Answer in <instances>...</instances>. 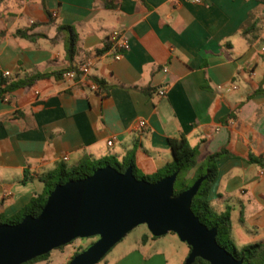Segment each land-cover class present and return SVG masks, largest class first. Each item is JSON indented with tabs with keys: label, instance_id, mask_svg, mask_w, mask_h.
<instances>
[{
	"label": "crops",
	"instance_id": "1",
	"mask_svg": "<svg viewBox=\"0 0 264 264\" xmlns=\"http://www.w3.org/2000/svg\"><path fill=\"white\" fill-rule=\"evenodd\" d=\"M253 21L258 37L249 42L241 28ZM61 25L76 32L72 61ZM18 28L38 36L16 37ZM115 30L129 41L120 59ZM263 48L264 0H0V73L26 79L90 66L87 81L43 77L0 98V215L19 213L48 173L86 157L122 161L135 148L139 172L152 175L172 160L168 139L185 136L199 149L188 178L228 149L209 199L216 212L230 211L238 247L263 240ZM96 80L108 91L92 90ZM148 232L115 264L187 258L175 233L141 243Z\"/></svg>",
	"mask_w": 264,
	"mask_h": 264
},
{
	"label": "water",
	"instance_id": "2",
	"mask_svg": "<svg viewBox=\"0 0 264 264\" xmlns=\"http://www.w3.org/2000/svg\"><path fill=\"white\" fill-rule=\"evenodd\" d=\"M179 170L157 181L138 178L133 167L111 164L77 180L57 184L37 216L0 223V264H23L76 238L97 237L68 264H96L135 227L144 224L156 237L175 233L190 246L185 264L200 257L210 264H243L217 241L192 210L208 172L174 195Z\"/></svg>",
	"mask_w": 264,
	"mask_h": 264
},
{
	"label": "trees",
	"instance_id": "3",
	"mask_svg": "<svg viewBox=\"0 0 264 264\" xmlns=\"http://www.w3.org/2000/svg\"><path fill=\"white\" fill-rule=\"evenodd\" d=\"M258 22H251L250 24L243 26L241 28V33L246 37L249 42H253L258 35L255 33L257 30ZM28 28H18L13 34L16 37L35 39L38 35L29 34ZM59 34L61 32H66V50L67 56L70 61L73 60L76 45H77V36L73 27L70 25H61L59 26ZM78 70V67L70 66L66 70L56 71L52 73H40L31 78L26 79H13L8 76H5L4 73H0V98H4L6 94L13 92L15 89L19 87H24L33 83L35 79L43 78V77H60L66 71L69 70ZM99 89L105 92L108 91V87L105 86L104 82L101 80L95 81ZM256 92L264 93V77L261 80L258 89ZM234 114H230L229 116H233ZM168 144L172 152V160L165 164L163 168L158 170L156 173L152 175L141 174L137 168L135 161V148L131 149L127 156L122 160L118 161L115 158H105L100 160H93L89 157H86L79 161L78 163L65 166L61 165L55 171L48 173L46 177L42 180L45 183L44 191L41 194L36 195L30 201V203L25 206L19 213L10 217L3 218L0 215V223H11L15 224L20 222L26 215L31 214L33 216H37L45 205L48 195L54 189V187L59 183H65L69 180H77L84 178L90 174H92L97 168L103 167L107 164H111L116 167L119 171H125L127 167L132 166L135 175L138 178H144L149 181H157L160 178L170 175L173 172L179 170L175 185H174V195L179 194L184 191L188 187H190L194 181L200 176L205 175L208 172L207 178L202 182L197 194L194 196L192 201V210L193 212L200 218V220L205 223L208 227H217V241L220 245L224 246L228 251H230L236 258L243 259V264H264V239L243 245L238 247L235 241L232 238L231 231V216L230 211L226 210L224 212H216L211 204L209 199V193L212 184L216 180L217 177V161L229 154L227 148L223 147L219 151L210 154L207 156L205 161L197 167L193 182L191 184H187V180L189 179L185 176L181 181L178 182L180 175L183 172H189L192 168L196 167L198 164L199 157V149L197 147L191 146L185 136H181L180 138H169ZM251 161H260L259 158L251 155ZM188 174V173H187ZM150 238H157L153 236L150 232L142 235L141 243L147 242ZM88 247V246H87ZM85 247V248H87ZM84 248V249H85ZM190 248V246H189ZM77 251L74 255L78 254L82 250ZM50 252L41 256H38L26 263L23 264H31L33 262L46 259L49 256ZM185 264V263H184ZM192 264H210L208 261L197 257Z\"/></svg>",
	"mask_w": 264,
	"mask_h": 264
},
{
	"label": "rangeland",
	"instance_id": "4",
	"mask_svg": "<svg viewBox=\"0 0 264 264\" xmlns=\"http://www.w3.org/2000/svg\"><path fill=\"white\" fill-rule=\"evenodd\" d=\"M187 173L188 172H183L180 175L178 182L181 181L185 176H187ZM194 176L195 174H193L186 181L187 184H191L193 182ZM147 231H148V228L144 224H141L135 227L133 230L127 233L118 243H116L106 253V255L96 264H115L116 260L119 259L122 254H124L126 251H128L130 248L134 247L137 244V241L140 238L141 234ZM169 235L170 234L164 235V237L165 236L167 237V238H164L166 239V241L167 239H169L168 237H171ZM96 239H97L96 237L76 238L64 246L53 249L46 259H42V260L33 262L31 264H68L77 251L84 249ZM175 241L181 253L188 252L190 248L185 242H182L181 240H179L178 237L176 238ZM167 249L169 253H172V251L175 249V244L173 242L168 241ZM185 260L186 258L182 259L181 264H183Z\"/></svg>",
	"mask_w": 264,
	"mask_h": 264
},
{
	"label": "built area",
	"instance_id": "5",
	"mask_svg": "<svg viewBox=\"0 0 264 264\" xmlns=\"http://www.w3.org/2000/svg\"><path fill=\"white\" fill-rule=\"evenodd\" d=\"M110 40L115 43V45L118 49V53L116 54L115 58L120 59L122 57L123 52L129 48L128 38L121 31L115 30L111 33ZM263 50H264V48H263ZM89 70H90V66L88 64H83L80 67H78V70L73 69V70L66 71L63 74V76L65 78H69V79L82 78L83 80L87 81ZM4 75L8 76L9 73L5 72ZM90 86H91L92 90L96 91L99 89V86L93 82L91 83ZM159 94L163 95L164 90H162V89L159 90ZM145 125H146L145 121L140 122V126H145ZM109 143L111 144L112 140H110Z\"/></svg>",
	"mask_w": 264,
	"mask_h": 264
},
{
	"label": "flooded vegetation",
	"instance_id": "6",
	"mask_svg": "<svg viewBox=\"0 0 264 264\" xmlns=\"http://www.w3.org/2000/svg\"><path fill=\"white\" fill-rule=\"evenodd\" d=\"M96 238H97V237H96ZM93 242H94V241H93ZM90 244H91V243H90ZM90 244H89V245H90ZM89 245H88V246H89Z\"/></svg>",
	"mask_w": 264,
	"mask_h": 264
}]
</instances>
